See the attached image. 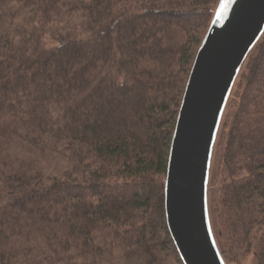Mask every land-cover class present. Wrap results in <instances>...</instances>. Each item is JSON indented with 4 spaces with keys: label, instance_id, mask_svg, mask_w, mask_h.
Returning a JSON list of instances; mask_svg holds the SVG:
<instances>
[{
    "label": "trees",
    "instance_id": "1",
    "mask_svg": "<svg viewBox=\"0 0 264 264\" xmlns=\"http://www.w3.org/2000/svg\"><path fill=\"white\" fill-rule=\"evenodd\" d=\"M221 1L0 0V264H98L118 250L155 264L167 249L184 264L166 219L169 152ZM47 153L73 169L45 175ZM207 213L224 264L229 246L264 264V31L221 114Z\"/></svg>",
    "mask_w": 264,
    "mask_h": 264
},
{
    "label": "water",
    "instance_id": "2",
    "mask_svg": "<svg viewBox=\"0 0 264 264\" xmlns=\"http://www.w3.org/2000/svg\"><path fill=\"white\" fill-rule=\"evenodd\" d=\"M225 0L193 63L169 152L165 210L184 264H224L207 213L212 148L231 87L264 31V0Z\"/></svg>",
    "mask_w": 264,
    "mask_h": 264
},
{
    "label": "rangeland",
    "instance_id": "3",
    "mask_svg": "<svg viewBox=\"0 0 264 264\" xmlns=\"http://www.w3.org/2000/svg\"><path fill=\"white\" fill-rule=\"evenodd\" d=\"M233 3V0H225V10L223 12L222 17L225 18L227 16L228 10ZM208 32V31H207ZM207 34V33H206ZM54 40L48 41L49 46L55 45ZM194 63V62H193ZM245 67V65L243 66ZM191 72V70H190ZM190 72H188L186 79L188 81ZM233 98H232V107L234 108L239 101L238 97V89L235 87L233 89ZM232 109V110H233ZM231 111V107L227 108V111ZM226 111V112H227ZM222 151L217 147L215 155H221ZM214 155V168L212 170V179L210 181V196H218L220 195V185L224 183V180L227 178V174L224 170V165L221 164V158L215 160ZM216 162V164H215ZM38 167L42 169L43 173L45 175H61V173H64L65 171H70L73 169V163L69 161L67 158H64L59 155H51V154H45L42 156V158H38L37 160ZM37 166V165H36ZM212 206L214 209L217 210L215 205L212 202ZM219 210H217V213ZM223 236H220L221 242L223 241ZM225 244V243H224ZM228 248V250H227ZM226 252V261L228 264H258L257 258L255 256V253L253 251L246 252V250H240L236 246L234 247H225ZM137 253H128L126 254L123 250L116 251L115 255L111 258H108L107 262H102L98 264H138L136 261ZM155 264H182L179 259L173 253L167 249L163 250L161 252H155Z\"/></svg>",
    "mask_w": 264,
    "mask_h": 264
}]
</instances>
